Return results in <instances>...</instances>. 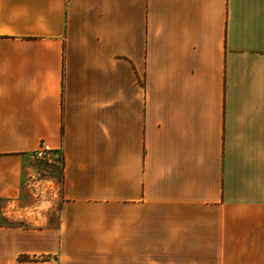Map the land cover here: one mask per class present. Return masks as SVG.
<instances>
[{"label":"crops","instance_id":"crops-1","mask_svg":"<svg viewBox=\"0 0 264 264\" xmlns=\"http://www.w3.org/2000/svg\"><path fill=\"white\" fill-rule=\"evenodd\" d=\"M0 201V264H264V0H0Z\"/></svg>","mask_w":264,"mask_h":264},{"label":"rangeland","instance_id":"rangeland-1","mask_svg":"<svg viewBox=\"0 0 264 264\" xmlns=\"http://www.w3.org/2000/svg\"><path fill=\"white\" fill-rule=\"evenodd\" d=\"M31 155L32 154H30L27 157V160L29 161V163L32 166H34L36 169L45 170L47 172V174L41 173L40 177H47V178L52 177V178H54L53 183L57 187V192H59L60 191V185H61V159H60V157L52 163H47L44 161L33 160L31 158ZM3 206H4V202L0 201V224L12 223L3 217L2 211H1Z\"/></svg>","mask_w":264,"mask_h":264},{"label":"built area","instance_id":"built-area-1","mask_svg":"<svg viewBox=\"0 0 264 264\" xmlns=\"http://www.w3.org/2000/svg\"><path fill=\"white\" fill-rule=\"evenodd\" d=\"M31 158L33 160L52 163L57 157L54 154L53 149L48 144H46L45 142H41L38 148L32 152Z\"/></svg>","mask_w":264,"mask_h":264}]
</instances>
